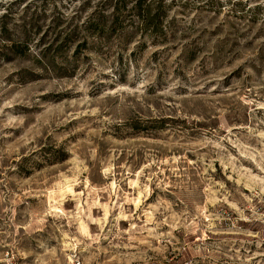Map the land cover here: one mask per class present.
Wrapping results in <instances>:
<instances>
[{
    "label": "rangeland",
    "instance_id": "1",
    "mask_svg": "<svg viewBox=\"0 0 264 264\" xmlns=\"http://www.w3.org/2000/svg\"><path fill=\"white\" fill-rule=\"evenodd\" d=\"M137 1L0 0V264H264V0Z\"/></svg>",
    "mask_w": 264,
    "mask_h": 264
},
{
    "label": "trees",
    "instance_id": "2",
    "mask_svg": "<svg viewBox=\"0 0 264 264\" xmlns=\"http://www.w3.org/2000/svg\"><path fill=\"white\" fill-rule=\"evenodd\" d=\"M159 6L160 4L156 5V7L153 8L152 3H146V1L144 0H139L130 8L129 11L135 10L136 16L141 18V24L143 28L151 29V32H156L158 31L157 26L153 27V25H155V22H158L159 20ZM111 7L112 10L109 16L94 13L91 17L88 18V22L85 25V29L90 31L93 36L96 35V37L100 38L104 33H108V31L114 30L116 24L122 22L121 17L123 16V12L126 9V5L124 3L118 2L112 4ZM107 20H110V22L108 23Z\"/></svg>",
    "mask_w": 264,
    "mask_h": 264
},
{
    "label": "bare ground",
    "instance_id": "3",
    "mask_svg": "<svg viewBox=\"0 0 264 264\" xmlns=\"http://www.w3.org/2000/svg\"><path fill=\"white\" fill-rule=\"evenodd\" d=\"M66 192H71V187L65 186Z\"/></svg>",
    "mask_w": 264,
    "mask_h": 264
}]
</instances>
